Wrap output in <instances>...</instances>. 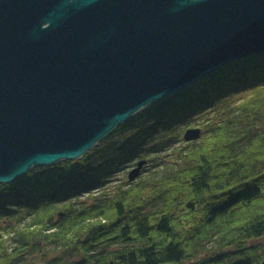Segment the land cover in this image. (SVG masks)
I'll return each mask as SVG.
<instances>
[{
	"label": "trees",
	"instance_id": "16d2710c",
	"mask_svg": "<svg viewBox=\"0 0 264 264\" xmlns=\"http://www.w3.org/2000/svg\"><path fill=\"white\" fill-rule=\"evenodd\" d=\"M142 161L156 167L106 192ZM262 239L264 53L139 112L79 161L0 184V264L45 247L58 251L48 264H262Z\"/></svg>",
	"mask_w": 264,
	"mask_h": 264
},
{
	"label": "water",
	"instance_id": "95a60500",
	"mask_svg": "<svg viewBox=\"0 0 264 264\" xmlns=\"http://www.w3.org/2000/svg\"><path fill=\"white\" fill-rule=\"evenodd\" d=\"M263 53L264 0H0V184L79 161L139 112Z\"/></svg>",
	"mask_w": 264,
	"mask_h": 264
},
{
	"label": "rangeland",
	"instance_id": "374dc122",
	"mask_svg": "<svg viewBox=\"0 0 264 264\" xmlns=\"http://www.w3.org/2000/svg\"><path fill=\"white\" fill-rule=\"evenodd\" d=\"M175 161H176V157L172 156L171 162L174 163ZM154 165L155 164H149V165L147 164V166L143 169V174L144 175L149 174V173H147V171L153 170V168L156 167ZM137 167L136 166H129L126 169L117 172L114 176H112L109 179V182L107 184H105L103 186V188L106 190V192H108V191H111L117 185H120L122 183H130L129 175L133 170L137 169ZM98 190H100V189H98ZM98 190L92 191V193H93L92 195H94V194L96 195L97 193H100V192H97ZM92 195H90V196H92ZM87 201H91V200L87 199ZM254 245L257 247H262V246L264 247V239L255 242ZM57 252L58 251L54 247H45L43 254H38L36 256L29 257L26 259L25 263L26 264H48V261L50 259H53L55 256H57Z\"/></svg>",
	"mask_w": 264,
	"mask_h": 264
}]
</instances>
